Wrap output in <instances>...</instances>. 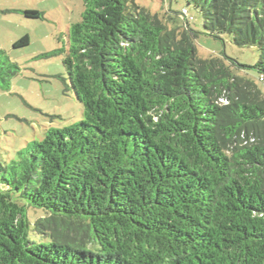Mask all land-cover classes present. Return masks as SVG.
Here are the masks:
<instances>
[{
	"label": "trees",
	"instance_id": "16d2710c",
	"mask_svg": "<svg viewBox=\"0 0 264 264\" xmlns=\"http://www.w3.org/2000/svg\"><path fill=\"white\" fill-rule=\"evenodd\" d=\"M188 4L256 62L199 57L187 8L83 0L52 52L82 118L0 160V264H264V0Z\"/></svg>",
	"mask_w": 264,
	"mask_h": 264
},
{
	"label": "rangeland",
	"instance_id": "374dc122",
	"mask_svg": "<svg viewBox=\"0 0 264 264\" xmlns=\"http://www.w3.org/2000/svg\"><path fill=\"white\" fill-rule=\"evenodd\" d=\"M159 16L178 13L183 8L193 15L190 27L197 32L195 45L201 58L228 56L241 64L258 59L253 46H237L226 34L220 38L206 34L201 17L188 0H136ZM37 10L41 17H25L22 11ZM83 0H0V47L19 66L8 90L0 89V160L15 158L26 142L40 140L47 127H63L82 118V106L60 77H65L62 55L52 52L67 43L68 27L80 20ZM26 35L28 44L14 48ZM264 91V80L248 71ZM39 216L40 212H33Z\"/></svg>",
	"mask_w": 264,
	"mask_h": 264
},
{
	"label": "built area",
	"instance_id": "2783aa9c",
	"mask_svg": "<svg viewBox=\"0 0 264 264\" xmlns=\"http://www.w3.org/2000/svg\"><path fill=\"white\" fill-rule=\"evenodd\" d=\"M260 79H262V77H260Z\"/></svg>",
	"mask_w": 264,
	"mask_h": 264
}]
</instances>
